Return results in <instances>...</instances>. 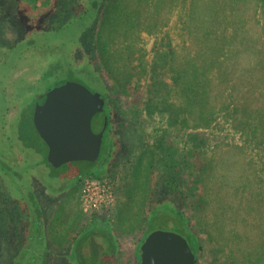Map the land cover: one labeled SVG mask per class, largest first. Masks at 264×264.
<instances>
[{"label":"rangeland","instance_id":"rangeland-1","mask_svg":"<svg viewBox=\"0 0 264 264\" xmlns=\"http://www.w3.org/2000/svg\"><path fill=\"white\" fill-rule=\"evenodd\" d=\"M210 1L103 0L91 30L83 35L84 45L90 48L87 52L93 64L96 61L106 83L107 105L121 115L126 140L118 146L124 150L114 168L102 176L112 181L114 200L108 208L99 210L117 238L114 248L120 255L119 264H133L130 262L133 252L148 230L150 205L163 208L165 203L177 207L186 217L198 240V264H264V150L232 128L229 118L222 113L210 123L200 124L181 112V120L170 123L169 118H163L155 109L160 99L158 89L149 88L154 69L159 73L168 70L155 56V47L164 36L166 45L173 48L172 68L188 57L193 58L199 49L221 47L225 52L219 58L228 67L232 82L238 83L243 77L250 81L264 78V0H245L240 4L237 0L233 22L228 21L232 13L227 0H215L230 14L225 18L228 10L220 9L221 21L217 25L209 22ZM131 5L134 16L129 13ZM189 17L190 25L187 24ZM18 23L22 25L20 19ZM73 30L76 33L79 29ZM21 32L14 35L4 32L3 43L10 42L13 36L22 40ZM208 33L211 34L205 36ZM53 40L44 48L37 46L35 53L45 49L48 54L40 62L24 48L18 50L27 55L19 62L18 53L14 55V65L17 62L19 65L14 67L11 79L24 73L45 72L51 62L50 55L55 54L48 53L49 47L56 45ZM77 57L72 60V75L52 73L48 76L49 83L74 80L91 91H99L81 73L82 63ZM6 69L3 68V74ZM168 85L173 91L170 81ZM4 87L14 89V83L6 82ZM44 87L39 84L35 90L41 92ZM235 92L250 97L264 94V90L246 91L240 85ZM170 98L179 103L180 98L174 91ZM26 100L30 96L26 95ZM29 115L26 112L23 120L15 121L14 132L29 134ZM95 127L99 128V124ZM44 147L41 145L40 149L45 151ZM35 170L41 183L50 182L44 170ZM171 170L178 171L181 177L173 193L168 189ZM80 186L77 192L67 194L57 207L52 206L49 233L53 248L67 243L54 234L63 232L59 227L61 207L66 203L80 206ZM167 218L166 223L171 225L169 214ZM167 224H160L158 228L171 230ZM93 239V251L105 248L100 237ZM3 263H7L6 258Z\"/></svg>","mask_w":264,"mask_h":264},{"label":"flooded vegetation","instance_id":"flooded-vegetation-1","mask_svg":"<svg viewBox=\"0 0 264 264\" xmlns=\"http://www.w3.org/2000/svg\"><path fill=\"white\" fill-rule=\"evenodd\" d=\"M102 2L0 0V264H5L4 258L7 259L6 264H119L120 255L114 248L117 238L108 219L99 211H85L74 203L61 207L59 227L63 232L54 235L62 242L67 240V243L57 249L50 244L49 216L52 206L57 207L67 194L77 192L84 177H91L90 173L99 171L107 173L114 168L119 154L124 150L118 146L126 141L120 113L107 105L105 96L103 111L94 114L91 122L94 132H97L104 117L107 118L97 160H74L53 167L46 160L47 146L33 125L32 114L35 104L44 100L47 87L59 85L65 80L61 83L54 80L50 84L48 76L52 73L46 71L39 75L24 73L11 79L14 67L27 55L25 52L20 54L18 50L24 48V51L37 56L38 62L42 61L48 54L45 49L44 52L40 50L35 53L39 49L37 46L44 48L50 42L52 33L62 36L75 33L74 27L83 34L89 32ZM83 17L86 19L79 21ZM8 31L13 35L22 31L24 37L18 40L13 36L5 44L2 35ZM17 53L18 62L14 65L13 58ZM4 67L7 69L3 74ZM19 80H26L27 83L22 84ZM9 81L14 83V89L4 87ZM36 82L45 85L41 92L34 91L32 84L30 86V83L37 86ZM26 95L30 96V100H26ZM26 112H30L29 134L14 132L15 121L23 120ZM98 124L100 126L96 128ZM41 145L45 146V151L40 149ZM38 164L50 182L45 180V184L41 183V178L35 173V169H40L35 167ZM169 208L173 209L172 206ZM150 231L146 230L133 252L130 259L133 264H141L139 246ZM96 236L101 238L105 248L93 251V238ZM186 240L195 255V264H198V250H193L189 239ZM23 251L26 253L21 254ZM124 257L121 256L122 259Z\"/></svg>","mask_w":264,"mask_h":264},{"label":"trees","instance_id":"trees-1","mask_svg":"<svg viewBox=\"0 0 264 264\" xmlns=\"http://www.w3.org/2000/svg\"><path fill=\"white\" fill-rule=\"evenodd\" d=\"M227 2L233 18H231L227 8L224 9L218 1L211 0V8L208 14L209 22L217 25L221 21L219 19L221 14L220 9L228 10L225 18L230 15L228 21L232 20L233 22V7L237 5V0H227ZM244 2L245 0H240L239 4ZM132 6L130 7L129 13L134 16L132 10L134 7ZM127 16L129 17V15ZM148 16L154 18L153 15ZM85 19L84 17L82 19L79 18V21H84ZM190 23L191 17H189L187 24L190 25ZM210 34H205V36H209ZM83 35L81 31L67 34V36L52 33L50 35V41L54 38L53 41L56 45L49 47L48 53L55 54L53 56L50 55L51 62L45 71L49 73H61L62 75H72L74 73L72 60L78 56L77 60H81L82 63L81 73L83 76L96 85L97 90L103 95H106V83L96 61L94 60L93 64L92 57L87 52L90 48L84 45L82 40ZM166 43L167 40L164 36L160 44L155 47V56L158 62L164 63L162 65L165 68L168 67V70L159 73V71H155L154 69V72L151 74L152 76L149 78V88L155 86L159 91L158 94H160L159 101L154 105L157 112L163 118H169L170 123L180 121L182 112L183 115L189 116L200 124L204 122L208 124L218 114H225L229 118V123L232 128L243 134L247 139H250L251 142L256 143L257 146H261V149L264 150V94H257L254 97H250V95H238L235 92V88L239 85L245 87L246 91L250 88H256L262 91L264 90V78L257 77L255 80L250 81L247 77H243L238 80V83L235 81L232 82V79L228 77V67H224L223 61H220L219 58L225 52V49L216 46H213L216 49H199L193 55V58L188 57L184 59L186 61L179 62L173 65L172 68L170 63L172 60L170 58H174V52L173 48L166 45ZM233 50L232 55L236 52L235 49ZM41 51L44 52L43 49ZM245 70L250 71L247 68ZM166 74L169 77H166ZM166 78L168 81H166ZM169 81L172 83L174 95L177 93L178 99L180 98L179 103H177L179 105L175 104L173 98H170V93H173V91L168 85ZM31 84L33 86L32 88L36 89L42 82H36L38 84L37 86L35 83H30V86ZM26 88L28 87L26 86ZM168 173L170 174L168 189L170 193H173L178 189L181 183V177L178 171L172 172L171 170ZM90 174L96 178H101L105 173L99 171ZM169 206L172 205L165 203L163 208L157 207L154 204L150 205L147 231L158 228L160 224H167L168 218L165 220V217L169 214V217L174 219V224H167L171 226V230L177 231L188 238L192 249L198 250V240L190 230L183 212L174 206L170 210Z\"/></svg>","mask_w":264,"mask_h":264},{"label":"water","instance_id":"water-1","mask_svg":"<svg viewBox=\"0 0 264 264\" xmlns=\"http://www.w3.org/2000/svg\"><path fill=\"white\" fill-rule=\"evenodd\" d=\"M106 97L74 80L49 86L44 100L36 103L33 125L47 146L46 160L58 167L74 160H97L107 123L94 132L92 117L102 112ZM100 126V125H99ZM141 264H195L186 238L174 230L155 228L139 246Z\"/></svg>","mask_w":264,"mask_h":264},{"label":"built area","instance_id":"built-area-1","mask_svg":"<svg viewBox=\"0 0 264 264\" xmlns=\"http://www.w3.org/2000/svg\"><path fill=\"white\" fill-rule=\"evenodd\" d=\"M79 201L85 211L108 208L114 200L113 183L106 177H84L80 184Z\"/></svg>","mask_w":264,"mask_h":264}]
</instances>
